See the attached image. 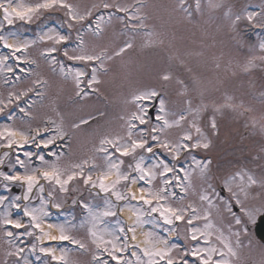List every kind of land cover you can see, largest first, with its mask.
<instances>
[{"label": "rangeland", "instance_id": "obj_1", "mask_svg": "<svg viewBox=\"0 0 264 264\" xmlns=\"http://www.w3.org/2000/svg\"><path fill=\"white\" fill-rule=\"evenodd\" d=\"M35 2L36 0H15V3L25 5ZM69 2L78 5L83 11L91 7L93 3H99L100 0H69ZM119 2L135 3V0H119ZM143 3L147 6L143 10L144 14L148 16L146 29L135 31L130 28L126 29L124 23L115 19L111 24H107V16L114 11L113 9H101L95 13L105 16V23L102 24L105 32L101 37H93L90 32L84 31L85 42L90 48L96 46L99 51L100 47H106L109 54H113L123 46L125 41L130 39L133 47L119 56L113 55L111 60H105L107 70H98L97 76L100 83L93 85L98 91L93 92L86 83L82 84L81 87L89 92V95L83 99L76 96L71 76L66 79L60 71V64L65 66V71L69 68L72 70L83 68L81 62L68 61L62 54L63 49L67 48L71 52L78 44L77 33L75 29H69L64 22L66 17L63 11H44L41 15L33 17L31 22L16 20L12 25L3 22L2 12L0 13V22H3L2 35L9 36L12 33L14 35L9 36V40L30 42V47L26 52L22 51L18 54L22 58L27 56L28 61L36 60V64H30V68H27L26 75L16 81L7 76V71H0V99L6 101L9 92L18 93L28 88L34 89L26 96H22L24 98L22 101L27 103V107H23L22 103L19 104L21 98L18 101L13 100V103L7 107L0 105V108H4L6 111L7 108L14 109L17 105L25 109L22 112L24 114L21 115H14L13 111L9 109L12 113L11 118H8L7 121L1 118L2 113L6 111L0 112V130L12 128L17 131H28L35 135L36 128H47L48 131H41L40 135L36 137L41 143L42 140L56 135L55 126L48 122L51 118L68 132V135L64 137L66 138L64 140L66 148L57 150L48 157L44 156V159L47 165H55L61 170L62 179H67L68 175L77 173L76 177L65 185L67 191H61L60 185L54 181L49 182L41 179L40 185L33 188L32 193L28 194V200L22 199L27 190L26 185L21 186L19 182L11 184L0 178V197H8V200L0 205V221L7 213L10 219L24 221L26 228L32 232L31 236L25 234V230L19 232L15 229L13 232L10 227L0 223V264H13L18 259L20 264H24L25 261L27 264H94L92 256L96 249L92 244L90 229L95 231L97 236H103L105 240H114L117 237L116 231H120L121 228L127 231L126 224L127 227H135L117 212L118 207L123 205L128 206L133 213V209L138 210L134 213V223L139 215L141 222L135 224L143 225L147 229V233L152 234L151 238L146 236V240L150 239L151 241L147 243V247H164L160 241L167 240L168 234L173 228H175L174 238L167 241L169 246H179L178 249H173V255L177 257V260H179L178 251L183 252L187 247L194 246L195 242L185 241L184 222L176 221L173 225H167L159 212L153 213L150 211V206L144 204L143 201L131 199L130 193L126 191V185L130 181H121L116 186L115 190L125 195L123 200H117L111 191L105 192L99 187V180L95 176L108 171L109 159L112 163L119 164L121 173L130 174L131 177L136 178L139 173L133 172L129 165L131 164L134 168L141 156L144 158L143 166L146 169L163 161L170 167L174 166L176 174L180 177L181 174L184 176V172L179 171L180 168H184L186 171L191 170V187L188 188V191L183 192L178 186V182L173 180L172 185L168 187V200L160 203L171 204L174 207L192 204L201 215L208 207L207 202H202L199 199L203 192H207L213 202H217L220 197L226 199L229 196L223 187L224 180L231 179V176L237 171L248 169L259 176L260 166H264V159H260L264 157V130H262L264 128V103L261 102V94L264 93V61L256 59L255 66L248 71L244 70V66L249 59L264 55L259 50V44L264 41V28L253 27L246 21H241L233 29L228 19L225 18L224 12L228 7H231L234 13L244 10L259 13L264 7V0H225L226 7L215 11H210L207 8V0H202L203 13L195 15L191 22L186 19V13L176 10L177 0H143ZM188 3L194 4V0H188ZM192 10L190 9V11ZM117 15L123 14L117 13ZM127 23L133 24L135 21ZM55 32L68 35L69 41L65 44L54 45V41L47 39L45 34ZM148 33H152V35H148ZM42 36L45 37L43 40ZM160 39H163V44L158 42ZM52 46L58 49L52 54L56 57L57 63L55 64L50 58L45 59L40 55L43 50ZM10 55V51L1 44L0 56ZM12 62L10 58L7 64L12 66ZM165 74L170 75L168 81L162 79ZM5 77L9 79L8 84L4 83ZM36 80L47 81V83L35 85L33 81ZM179 81H183V84ZM185 85L187 91H185ZM150 90L157 91L159 96L141 100L134 99L139 93ZM37 92L42 95H37ZM161 99L165 101V112L167 113L165 118L169 121L179 119L182 112L187 115L189 99H191L193 107L198 105L201 100L204 104L209 105L206 111L196 117L197 125L201 127L210 141L208 149L196 148L192 149L190 153L181 151L179 163H177L170 153L157 147H154V154L137 149L134 156L125 157L116 152L112 145H101V141L105 138L113 140L119 138L120 144L127 143V122L132 113L139 112L140 109H143L141 114L146 113L145 119L148 124L141 125L139 121H132L136 124V128L132 130L134 138L141 134V130L150 131L152 126L161 125L162 121L156 119L157 115H164L160 112L159 101ZM228 103H233L237 107L235 109L227 107ZM241 104L244 107H239ZM213 105L220 107V110L214 111ZM150 107L153 109L151 115L148 112ZM245 108H249L251 111H245ZM213 117L217 124L215 134L210 127ZM81 119L88 120V124L81 125L79 129H73L72 124L79 123ZM188 119L191 120L192 116H189ZM186 129H188V124L182 122L180 127L165 128L163 132L153 133V135H158L161 140H175ZM191 131L195 139L198 134L194 129ZM144 135H147L146 131ZM148 139L150 145H155L156 142L151 141L150 137ZM0 143H4V141L0 140ZM29 143L37 145L36 141ZM25 146L26 144L21 149L13 148L11 150L13 163L19 152L27 151ZM48 147L52 149L53 143ZM101 147L107 151H100ZM4 151L8 150L0 148V158L3 157ZM21 159L26 161L29 169L46 166L40 160L38 165H33L24 155L21 156ZM208 160H211L212 163L209 165L206 183L196 169V161L206 163ZM75 165H81V167L77 168ZM9 167L10 164L6 160L4 164H0V172L8 173ZM23 172L24 168H22ZM88 175L92 176L93 182L96 183L95 187L92 182L84 183V179ZM168 175L169 178L173 176L172 173ZM112 176L115 180V169L112 170ZM160 179L157 176L151 184L138 179L137 182L146 190L155 191L157 187L163 186L160 184ZM6 183H8V188L4 186ZM208 183L213 185L219 196L213 194L212 189L208 188ZM40 186L43 187V192L47 188L46 194L43 195L39 191ZM12 187L17 188L18 191ZM257 191L259 190L257 189ZM172 193L176 195L173 196ZM16 196L21 197V200L18 201L21 205L20 209L9 203ZM49 197L54 206L61 211L48 208L46 200ZM181 197H183L182 200ZM233 202L235 201H231V203ZM248 204L258 207L261 201L250 200ZM25 206L29 209H37V215L40 216L42 223L49 220L56 230V234L49 229H46V232L58 237L62 226L66 235L85 243L88 250L79 248L71 240H60V248L56 249L49 240H46L47 244L41 242L38 237H41L42 233L40 230L36 231L31 228L29 217L23 214L22 209ZM153 206H156L155 201ZM83 207L87 210V213L84 212L85 214H82ZM41 209L42 211H39ZM108 209L115 212V215H103ZM188 214L191 215L190 210ZM224 216L225 219L221 222L213 210L211 219L215 228H220L226 237H230L233 247H235L236 238L230 236L227 228V224L232 218L227 213ZM204 223L205 221L199 220L195 221L194 225L203 229ZM249 226L253 228L252 225ZM232 228L233 231L239 230L234 221ZM6 231H12L14 237L6 236ZM124 232L123 238L119 237V240L115 241L117 244L122 245L125 242L126 234ZM240 241V247L236 249L238 257L234 260V264H259L250 257V251L254 249L264 251V245L255 240L253 231L249 232L248 236L242 234ZM33 245H35V251L32 250ZM108 246L110 247V245ZM200 246L206 247L203 240H201ZM17 248L24 249L20 257L7 255V252H14ZM41 248L58 250L59 253H55V256H63L64 260H60L62 263H56L51 255L41 252ZM131 251H135L141 260L147 262L148 257L144 256L142 251L137 248H131ZM98 254L102 260H108L111 264L106 253ZM217 258L219 257H214V259ZM185 259L188 264H198L196 257L189 255ZM129 260L135 264L136 258ZM112 262L115 264V261ZM161 264L164 262L161 261Z\"/></svg>", "mask_w": 264, "mask_h": 264}, {"label": "snow or ice", "instance_id": "obj_2", "mask_svg": "<svg viewBox=\"0 0 264 264\" xmlns=\"http://www.w3.org/2000/svg\"><path fill=\"white\" fill-rule=\"evenodd\" d=\"M187 5V6H186ZM147 6L143 3V0H135V3H121L119 0H100L99 3H93L91 7L81 11L79 6L69 2V0H36L33 4H20L15 3V0H4V2H0V12H2V20L6 22L8 25H12L16 20L31 22L33 17L41 15L44 11L49 10H61L66 17L64 21L69 29H75L77 33V47L73 49L71 52L67 48L63 49V56L67 58L68 61H76L81 62L83 64L82 69L72 70L69 68L65 71V66L60 64V71L67 79L71 76L75 88V94L81 99L87 97L89 92L86 91L84 88L81 87L82 84H87L89 89H92L93 92L98 91V89L94 88L93 85H97L100 83L97 73L99 69L105 68V60H111L113 55L119 56L124 53L127 49H131L133 47L132 40L125 41L122 47L115 51L113 54H109L108 49L106 47H100L99 51H97L96 46H92L91 48L85 42L84 39V31L90 32L93 37H101L104 32L105 28L102 27V24L105 23V16L104 15H96L95 13L101 9L109 10L113 9V12H110L107 16V24H111L113 19L124 23V27L126 29H131L133 31L138 29H146L148 27L146 21L148 20L147 14H144L143 10ZM225 0H207V8L210 11H215L218 9L225 8ZM190 9H193L190 11ZM180 12L186 13V19L191 22L194 20L195 15L203 13V5L202 0H194V4H189L188 0H177V9ZM117 13H122L123 15H117ZM225 18L228 19L230 22V26L235 29L236 26L241 21H246L248 24H251L253 27H260L264 28V7L261 8L259 13L257 12H249L244 10L242 12L234 13L231 7L227 8V11L224 12ZM259 17V19H257ZM135 21L133 24H129L127 22ZM3 22H0V29L3 27ZM78 26V27H77ZM83 30V31H82ZM14 34L10 33L9 36ZM47 39L54 41V45H61L65 44L69 41V36L61 34L59 32H55L53 34H45ZM148 35H152V33H148ZM9 36L0 35V42H2L3 47L10 51V56H0V71H7L8 73L14 74V69L11 65L7 64V61L10 58H13L17 61H28V57H20L16 54L19 52H26V50L30 47V42H20L17 40H12L10 42ZM45 37L42 36L41 39L43 40ZM160 44H163V39L158 41ZM259 50L261 53H264V41L259 44ZM58 49L55 46L46 48L43 50L40 55L45 57V59H51L52 63H57L56 57L52 54L57 52ZM259 59L264 61V55L259 57H253L249 59L244 66V70L248 71L251 67H254V61ZM98 62V63H97ZM31 64H36V60H31ZM20 72H24V68L19 69ZM90 77V78H89ZM87 78V79H85ZM17 80L20 79L19 76L16 77ZM162 79L168 81L170 79V75L165 74L162 76ZM4 83L8 84L9 79L7 77L4 78ZM47 81L36 80L33 81L35 85H43L46 84ZM179 83L183 84V81H179ZM185 91H187V86H184ZM34 89L28 88L23 92H9L8 97L5 99H0V105H4L7 107L13 103V100H20L22 96H26L28 92L33 91ZM37 95H42V93L37 92ZM159 93L155 90H150L146 92L139 93L134 97L135 100H141L145 98L157 97ZM261 102L264 103V93L261 94ZM160 103V112L164 113V115H157L156 119L158 121H162V124L159 126H152L150 131L148 130H141V134L134 138L133 129L136 128V124L132 123V121H139L141 125L148 124V121L145 119V114L143 113V109H140L139 112L132 113L129 121L127 122L128 127V142L124 144L119 143V138L107 139L101 141V145L109 144L115 148L116 152L120 153L121 156H134L137 149H142L148 153L154 154V147L160 148L165 150L166 152L170 153L177 163H179V157L181 151L184 152H191L192 149L196 148H204L208 149L210 146V141L205 136L204 132L202 131L201 127H199L196 123V117L206 111L209 105L204 104L203 100L193 107L191 99L187 101L188 108H187V115L182 112L179 115V119L169 121L165 118L167 113L165 112V101L161 99ZM227 107L235 109L237 105L233 103H228ZM139 107V106H138ZM214 111H219L220 107L213 105ZM222 107V106H221ZM239 107H244L243 104L239 105ZM4 108H0V112H3ZM21 112H24L25 109L21 108ZM245 111H251L249 108H245ZM192 116V119L189 120L188 117ZM49 123L55 126V136L47 140H42L41 143L44 147H48L50 144L54 143L57 138L63 139L65 136L68 135V132L64 130V128L56 124V121L51 120L49 118ZM88 120L81 119L79 123L72 124L73 129H79L81 125L88 124ZM182 122L188 124V129L183 131L182 135H179L175 140L164 139L161 140L158 135H153V133L163 132L165 128H171L173 126L180 127ZM211 130L213 134H215L217 130L216 120L213 117L211 119L210 124ZM192 129L198 134L195 139L192 135ZM264 130V128H262ZM41 131H48L47 128L41 129L36 128L34 130L35 135H30L29 132L17 131L12 128H5L0 130V140L4 141V143H0V148L7 149L8 151L3 152V157L0 158V164H4L6 160H8L10 167H15L18 164L21 168H24V172L21 174L20 172H16L14 174H8L5 172H0V178L4 181L15 184L19 182L21 186L26 185L27 190L26 193L23 195V200H28L30 193H32L33 188L40 185L41 178L49 181L55 182L56 184L60 185L61 191H67L65 185L68 184L69 181L73 180L77 173H72L67 176V179H62L63 173L59 168L55 165H47V162L44 159V156L36 154L37 158L41 161L45 167L41 168H32L29 169L26 161L20 158V155L17 154L15 156L14 163L11 161V150L14 147L23 148L25 144H28L30 141L35 142L36 137L40 135ZM147 132V135H144V132ZM151 141L156 142L155 145L149 144V138ZM37 147H40V144H37ZM102 152H106L107 149L101 147L99 149ZM28 160L32 159L33 153L25 151L23 153ZM143 156L136 162L135 167L133 168L132 165H129V168L132 169L133 172L139 173L138 178L131 177L130 174H124L120 172L119 164L112 163L109 159V168L108 171L102 173L101 176L98 177L99 180V187L105 191H111L114 196H116L117 200L125 199V195L116 189V186L120 184L121 181H130L132 184L137 182V179L140 181H146L147 183L151 184L153 180H156L157 176H159L160 184L162 187H157L155 191L141 187L139 189V197H137V193L131 191L128 188L130 193L131 199H139L143 201L144 204L150 206V211L155 213L159 212L160 216L163 218L164 223L167 225H173L176 221H182L185 223V241L187 242H195L194 246L187 247L183 252H177L179 255V260L177 257L173 255V249H178L179 246L171 245L169 246L168 241L161 240L160 243L164 245V247H145L141 249L143 255L148 257L147 262L140 259L135 251L131 254L132 256L136 257L135 264H161V261L164 264H188L187 259L185 257L192 256L196 257L199 261V264H234V260L238 257L237 248L240 247L241 235L248 236L249 235V225L254 227H258L257 219L258 217H264V166H260V174L257 176L251 170L248 169H241L237 171L235 174L231 176V179H225L223 187L229 193V196L225 199L220 197L217 202H213L207 192H203L199 199L202 202H207L208 207L204 209L203 214L201 215L196 207L192 204H188L186 206H172L171 204H161V201L168 200V187L172 185L173 180L178 182V186L181 187L183 192H187L188 188L191 187V170H185L184 168H180L179 171L184 172L183 179L179 175L176 174V168L170 167L167 163L163 161L155 164L152 168L146 169L143 166ZM260 159H264L261 157ZM195 160V157H193ZM87 163V161H85ZM123 163V161H120ZM211 160H208L206 163L201 161H196V169L201 178L205 180L207 183L208 181V170L209 165L211 164ZM75 167L80 168L81 165H75ZM115 169L116 179L111 181L110 184H105L104 181L108 179L110 175H112V170ZM155 169V170H153ZM169 173H172V178H169ZM82 175V173H80ZM92 182L93 187L96 186V183L93 182L92 176L88 175L84 179V183L88 184ZM8 183L4 186L8 188ZM126 187H128L126 185ZM208 188L212 189L213 194L219 196L216 193L215 188L211 183H208ZM257 189L259 191H257ZM43 187H39V191L43 192ZM171 195L175 196V193ZM183 197H181V200ZM8 200V197H0V205L4 204L5 201ZM21 200L20 196H16L14 200L9 201V203L17 208L20 209L21 205L18 201ZM250 200H260V206H249L248 202ZM155 201L156 206H153V202ZM231 201H235L236 205H239L240 212L243 214L237 215L233 212V204ZM58 206V205H57ZM87 207V206H85ZM24 216L29 217V226L34 229H39L42 233L41 237L38 239H43L47 237L50 240H71L73 244H76L81 249H85L86 251L87 246L80 240H76L73 237L65 234L64 228L60 227V235L57 237L52 235L50 232H46L42 226V221L40 216L37 215V209H29L25 206L23 209ZM189 210L191 211V215H189ZM213 210L215 211L216 217L223 222L225 219L224 214L227 213L231 216L232 220L227 224L228 231L230 236L236 238V246L233 247L230 237H226L224 232L220 228H215L213 220ZM39 211H42L39 210ZM134 213L138 210L133 209ZM103 215L110 216L115 215V212L111 211V209L106 210ZM203 220L205 221L203 229L196 227L194 225L195 221ZM238 226L239 230L233 231L232 222ZM139 215L137 216V220L135 223H140ZM3 225L11 226L14 229H21L25 228V234L31 236L32 232L26 228L24 224H22L19 220L10 219L8 214L5 213L4 218L0 221ZM48 228L51 229L52 225L49 224ZM215 229V232H213ZM121 232H124L125 229L121 228ZM135 227H128L127 232L133 233L131 236V240H135ZM171 231H175V228L171 229ZM90 235L92 237V244L95 245L96 252L93 253L92 260L94 264H109L108 260H102L100 254L98 253H106L107 256L110 258L111 261H115V264H134L132 260L126 259L123 253L128 249L129 245L127 243L128 237L125 235L124 240L125 242L121 244H117L115 241L119 240V237H115L114 240H105L103 236H97L95 231L89 230ZM6 236L14 237V233L12 231H6ZM146 236L151 238V233H146ZM214 236V239H213ZM203 240L204 245L206 247H201L200 243ZM150 239L146 241V243H150ZM110 245V247L108 246ZM132 247L140 248L139 244H135ZM32 250L35 251V245H33ZM41 252L47 253L52 256L53 260H64V257H56L55 250L52 248H41ZM24 252L23 248H17L16 251H9L7 252L8 256H17L20 257L21 254ZM159 257V259H156ZM214 257H219L214 259ZM13 264H20V260H16ZM27 264V261L24 262Z\"/></svg>", "mask_w": 264, "mask_h": 264}, {"label": "bare ground", "instance_id": "obj_3", "mask_svg": "<svg viewBox=\"0 0 264 264\" xmlns=\"http://www.w3.org/2000/svg\"><path fill=\"white\" fill-rule=\"evenodd\" d=\"M10 41H12V40L10 39ZM112 180H113V176L110 175V176L108 177V179H106L104 182H105V183H109V182L112 181ZM127 186H128L127 189H126L127 192H129V191H128V188H130L131 191L136 192V193H137V197H139V194H140V193H139V189L141 188V186L138 185V182H136L135 184H132L131 182H129ZM137 199H138V198H137ZM119 213H120V215H121L124 219H126L129 223H132V224L135 225V229H136V231H135V236H136V239H135L134 241H135L137 244H139L142 248L147 247V243H146V241H147V240H146L147 229H146L143 225H136V224L134 223V213L132 212V210H131L128 206L123 205V206H121V207L119 208ZM49 224H51L49 221H44V222L42 223V226H43L44 230L49 229V228H48V225H49ZM51 225H52V224H51ZM49 230H51V232H53L54 234H56V230H55V228H54L53 225H52V228L49 229ZM132 235H133V233H131V236H132ZM170 235L173 236V235H174V232L171 231V232H170ZM43 240H44V238H43ZM52 241H53V240H52ZM55 253L58 254V251L55 250Z\"/></svg>", "mask_w": 264, "mask_h": 264}, {"label": "flooded vegetation", "instance_id": "obj_4", "mask_svg": "<svg viewBox=\"0 0 264 264\" xmlns=\"http://www.w3.org/2000/svg\"><path fill=\"white\" fill-rule=\"evenodd\" d=\"M232 204H233V212H236L238 215H243L240 212L239 205H236L235 202H233ZM251 231H254V229L251 226H249V232H251ZM256 239L258 240V238H256ZM259 242L262 243L261 241H259ZM263 256H264V251L261 249H254L253 251H250V257L254 259V262H257L259 264H264Z\"/></svg>", "mask_w": 264, "mask_h": 264}, {"label": "water", "instance_id": "obj_5", "mask_svg": "<svg viewBox=\"0 0 264 264\" xmlns=\"http://www.w3.org/2000/svg\"><path fill=\"white\" fill-rule=\"evenodd\" d=\"M149 111H152L151 109ZM258 227H254L255 234L264 242V217H258L257 219Z\"/></svg>", "mask_w": 264, "mask_h": 264}]
</instances>
